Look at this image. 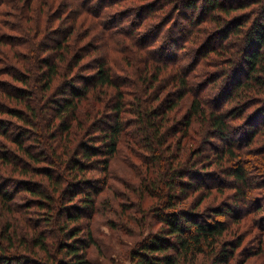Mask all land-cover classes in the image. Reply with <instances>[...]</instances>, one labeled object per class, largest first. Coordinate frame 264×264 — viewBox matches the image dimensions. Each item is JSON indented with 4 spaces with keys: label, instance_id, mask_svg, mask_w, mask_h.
I'll return each mask as SVG.
<instances>
[{
    "label": "clouds",
    "instance_id": "1",
    "mask_svg": "<svg viewBox=\"0 0 264 264\" xmlns=\"http://www.w3.org/2000/svg\"><path fill=\"white\" fill-rule=\"evenodd\" d=\"M142 2L0 0V264L264 262V0Z\"/></svg>",
    "mask_w": 264,
    "mask_h": 264
},
{
    "label": "trees",
    "instance_id": "2",
    "mask_svg": "<svg viewBox=\"0 0 264 264\" xmlns=\"http://www.w3.org/2000/svg\"><path fill=\"white\" fill-rule=\"evenodd\" d=\"M148 1L147 3L143 4L142 6H137L138 9H140V15H147L153 8H154V3H153V0H146ZM195 8V5L191 2V0H188V2H186L181 10L179 11V13L182 15V16H188L190 15L191 13V10ZM133 9H125L124 11L127 12V11H132ZM57 11H59V9H57ZM175 11V9H174ZM53 15H55V13H53ZM121 15H123V13H121ZM171 15V13L169 14ZM197 19L199 17H196ZM236 19H238L239 17H235ZM168 17H165V20H167ZM163 23V21L161 22ZM159 27V26H157ZM6 38L10 41H13V40H19L20 38L19 37H14V36H6ZM88 45L85 44L83 46V48L81 49V51H83L85 48H87ZM3 55H5L4 53L0 52V57H2ZM79 54H77L78 56ZM77 57L74 56L73 59H76ZM260 59V54L258 52H255V49H253V55L251 56V60L252 62L255 64L258 60ZM13 69V66H9L8 68H4V69H0V72H9ZM17 73L19 72L18 69L15 70ZM22 75V74H21ZM0 85H4L6 88L10 89V90H14L13 92V95L16 97V98H20V99H23L26 95H28V90L25 89V88H22V87H19L18 85H14V84H11L9 81H6V80H2L0 79ZM160 89H163L164 88V85H160L158 86ZM168 96H171V97H175L174 100H169L168 97H165V102L162 103L161 106L158 107V111H168L170 110L176 103V101L182 99V97H180L177 93H168ZM0 107H4L6 108L7 112L9 115L11 116H15L16 118H20L21 116L24 115L23 113V109L21 108H16V107H7L5 105H2L0 104ZM188 112L185 111L184 112V117H187L188 116ZM184 117L181 118V121H179L178 123H183V119ZM9 123H12V121H6V120H0V124H3V125H6V124H9ZM176 125H173V128H175ZM13 155H15L13 153ZM0 157H3L4 160H8L9 159V154L8 153H0ZM17 159H21L20 157H17ZM35 171L39 174V173H43V172H46V171H51L50 169H46L45 167L43 166H40V167H37L35 168ZM33 182L30 181V180H18L17 181V184L19 185H31ZM28 191H32L31 188H28L26 189ZM32 203H42V201H29V204H32ZM36 264H39V262H36Z\"/></svg>",
    "mask_w": 264,
    "mask_h": 264
},
{
    "label": "rangeland",
    "instance_id": "3",
    "mask_svg": "<svg viewBox=\"0 0 264 264\" xmlns=\"http://www.w3.org/2000/svg\"><path fill=\"white\" fill-rule=\"evenodd\" d=\"M151 1V0H150ZM148 1L145 0V2L142 3H137V6H142L143 4L147 3ZM177 15H181L179 12L177 13ZM261 264H264V262H261Z\"/></svg>",
    "mask_w": 264,
    "mask_h": 264
}]
</instances>
